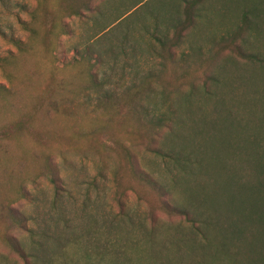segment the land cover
Instances as JSON below:
<instances>
[{"label":"rangeland","instance_id":"374dc122","mask_svg":"<svg viewBox=\"0 0 264 264\" xmlns=\"http://www.w3.org/2000/svg\"><path fill=\"white\" fill-rule=\"evenodd\" d=\"M60 1L64 0H48L47 6L64 16ZM184 5V0H95L93 11L65 17L68 33L61 37L55 33L49 46L40 40L47 27L41 23L40 39L29 52L20 53L12 40L30 42L24 24L31 20L37 0H0V56L14 60L6 69L0 67V264H25L5 243L6 234L39 258L50 255L79 261L89 240L109 239L127 249L135 264H149V253L134 246L143 243L150 214L158 218L161 229L187 224L180 215L165 213L161 196L135 177L127 152L134 155L136 168L166 185L176 178L174 166L146 153L150 127L127 108L99 105L105 94L122 95L143 76L159 71L161 58L153 34L157 25L165 28L169 17L180 14ZM202 5L215 22L227 18L226 26L210 25L214 35L233 27L251 8L264 18V0H204ZM129 10L122 21L113 23ZM106 24L112 25L97 38ZM197 46V39L186 40L174 52L163 76L170 96L157 91L148 102L151 110L169 113L192 83L201 87L204 72L195 54ZM183 52L194 56L185 57ZM249 52L263 54L264 42ZM86 53L103 55L104 62L91 68L99 88L88 89L92 85L84 72L88 65L75 64L74 58ZM201 98L198 94L194 107ZM23 119L24 127L17 128ZM5 128L8 137L1 133ZM46 162L62 189L59 196L44 175ZM182 178H177L180 193L176 196L184 199ZM117 196L130 218L122 226L114 220L122 207ZM10 213L22 220L21 225L12 221ZM203 253L199 252L200 260ZM190 256L185 254L184 264ZM166 258L176 259L169 254Z\"/></svg>","mask_w":264,"mask_h":264},{"label":"trees","instance_id":"16d2710c","mask_svg":"<svg viewBox=\"0 0 264 264\" xmlns=\"http://www.w3.org/2000/svg\"><path fill=\"white\" fill-rule=\"evenodd\" d=\"M94 1H60L65 15L59 16L47 6L48 0H37L31 20L24 24L30 32V42L13 39V43L20 53L29 52L40 39L39 25L44 23L47 27L40 40L49 46L55 33L60 37L68 33L64 18L82 16L84 10L93 11ZM203 1L184 0L181 13L169 17L165 28L157 25L153 38L158 46L156 54L161 58L158 72L143 76L142 81L122 95L105 94L99 105L109 103L119 109L127 108L143 126L148 125V142H142L146 153L155 154L176 171L175 181L166 185L140 166L136 168L134 155L127 152L136 179L161 196L160 208L187 222L174 228L162 225L161 229L156 223L158 218L150 214L151 226L145 228V239L134 246L149 253V264H184L187 252L191 253L187 264H264V52H249L264 42V18L251 8L233 27L214 35L208 30L210 25L226 26L227 18L215 22L202 7ZM129 12L113 23L122 21ZM112 24H106L96 37L107 32ZM194 38L198 41L195 54L204 72L201 87L192 83L189 91L176 98L177 104L169 113L151 110L148 102L157 91L166 98L170 96L163 82L168 61L186 40ZM182 54L194 56L190 52ZM74 60L75 64L88 65L84 72L92 85L87 88H99L101 84L91 68L104 62L102 53H86ZM12 62L10 56H0L3 69ZM158 84L162 85L160 89L156 88ZM198 94L202 98L194 107ZM209 104L212 108L208 109ZM24 125L23 119L16 127ZM1 133L9 135L7 128ZM44 175L55 185L57 196L61 195L50 162L45 164ZM181 176L185 178L184 199L176 196L177 191L180 193L177 178ZM116 200L122 207L114 220L122 226L130 218L122 198L117 196ZM10 215L15 224L21 225L20 218L14 213ZM3 239L25 264H135L127 249L109 239L89 240L79 261L50 255L39 258L8 234ZM200 251L204 252L202 260ZM168 254L176 259L169 260Z\"/></svg>","mask_w":264,"mask_h":264}]
</instances>
